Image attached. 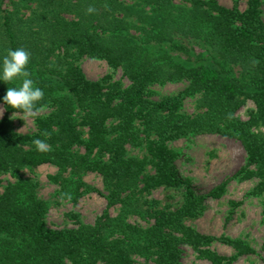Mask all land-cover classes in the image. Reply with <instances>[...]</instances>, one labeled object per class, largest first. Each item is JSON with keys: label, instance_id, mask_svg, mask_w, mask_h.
<instances>
[{"label": "trees", "instance_id": "trees-1", "mask_svg": "<svg viewBox=\"0 0 264 264\" xmlns=\"http://www.w3.org/2000/svg\"><path fill=\"white\" fill-rule=\"evenodd\" d=\"M238 1L0 0V56L17 47L31 54L28 70L44 92L39 111L47 109L32 132L15 129L7 105L0 118V183L14 178L0 193V264H182L184 246L210 264H229L255 252L240 237L187 224L205 207L193 190L175 209L149 197L184 180L170 143L202 134L239 141L248 159L240 179L256 178L252 191H264V19L261 0H247L244 10ZM84 56L121 68L129 83L110 74L89 79ZM167 82L185 86L155 97L154 87ZM9 86L0 81V97ZM247 100L255 107L243 119ZM35 138L50 150L36 151ZM43 163L57 166L50 179L62 198L105 197L94 224L49 226L50 204L24 174ZM90 171L101 175L102 190L84 180ZM216 241L236 253L211 249Z\"/></svg>", "mask_w": 264, "mask_h": 264}, {"label": "rangeland", "instance_id": "rangeland-1", "mask_svg": "<svg viewBox=\"0 0 264 264\" xmlns=\"http://www.w3.org/2000/svg\"><path fill=\"white\" fill-rule=\"evenodd\" d=\"M218 1L227 7L235 4V0ZM247 4V0L238 1V6L242 10ZM261 10L264 19V0H261ZM79 62L89 79H100L110 74L113 79L121 80L125 84L129 83L121 68L113 69L104 60L84 56ZM184 86L183 82L157 85L154 87L158 92L155 97L177 93ZM193 100L190 98L186 101L185 108L189 112L194 110ZM254 107L253 101L247 100L239 109V116L247 119L250 109ZM46 111L47 109L36 112L34 116L27 117L26 122L20 117L12 119L15 129L23 133L34 131L36 116ZM0 113H3L0 115L2 118L5 115V107L2 103H0ZM170 145L178 151L175 163L184 180L177 186L157 187L152 190L149 197L158 199L161 206L175 209L184 203L189 189L195 194L204 196L205 207L202 213L187 218L186 223L203 233L240 237L255 250L254 253L240 255L229 264H264V191L261 193L252 191L258 181L256 178L240 179L245 166H248L242 144L219 134H202L174 140ZM133 152L136 153L137 150ZM57 170L56 165L43 163L32 172H24L26 176L37 181L39 195L50 204L47 215L49 226L65 228L78 227L80 223L94 224L107 205L105 197L90 191L80 196L77 201L62 198L58 192V185L50 179V175L55 174ZM7 179L14 180L9 175H3L0 193ZM84 180L100 190L103 189L102 177L97 172L86 173ZM219 184H224L220 195L211 194V190ZM118 211L119 205L111 209L113 215ZM133 219L135 217H132ZM140 222L146 224L145 221L140 220ZM210 247L225 256L236 253L233 247L218 241ZM182 264H210V262L199 258L190 247L184 246Z\"/></svg>", "mask_w": 264, "mask_h": 264}, {"label": "clouds", "instance_id": "clouds-1", "mask_svg": "<svg viewBox=\"0 0 264 264\" xmlns=\"http://www.w3.org/2000/svg\"><path fill=\"white\" fill-rule=\"evenodd\" d=\"M94 11L95 9L91 6L87 8L88 13ZM30 55L25 48L17 47L7 49L6 54L0 56V81L13 85L6 89L0 101L13 110L11 119L20 117L25 122L27 117L34 116L39 111L38 102L44 96L43 89L36 85L28 70ZM32 144L38 152L50 150L45 139L35 138Z\"/></svg>", "mask_w": 264, "mask_h": 264}]
</instances>
